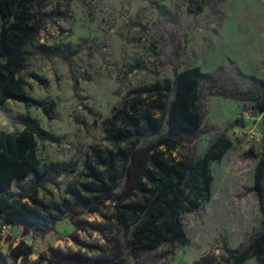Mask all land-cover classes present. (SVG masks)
I'll return each instance as SVG.
<instances>
[{
  "label": "rangeland",
  "instance_id": "1",
  "mask_svg": "<svg viewBox=\"0 0 264 264\" xmlns=\"http://www.w3.org/2000/svg\"><path fill=\"white\" fill-rule=\"evenodd\" d=\"M189 1L42 0L44 11L58 8L64 16L46 20L33 45H59L77 53L70 63L27 55L18 75L24 91L54 102L55 109L48 119L39 108L6 101L0 106V130L20 131L23 119L30 116L57 137L55 142L37 141L39 164L69 163L72 171L41 189L45 202H60L68 186L79 187L84 163L91 161L94 149H111L102 121L122 105L129 91L171 80L175 66L199 67L205 78L219 79L230 88L264 85V0H204L198 14L187 11ZM199 106L209 131L191 144L178 145L173 156L194 154L200 159L220 136L232 146L222 159L210 163L209 201L183 215L187 244L131 253L106 202L99 213L67 216L44 236L17 226L0 232L3 255L8 257L18 245L32 251L14 263L8 259V264H48L43 258L51 250L113 264H193L202 256L219 258L227 248L246 245L263 220L254 191V170L264 150L262 114L251 103L213 96L203 98ZM243 114L250 119L244 122ZM248 128L256 129L260 142H247Z\"/></svg>",
  "mask_w": 264,
  "mask_h": 264
},
{
  "label": "trees",
  "instance_id": "2",
  "mask_svg": "<svg viewBox=\"0 0 264 264\" xmlns=\"http://www.w3.org/2000/svg\"><path fill=\"white\" fill-rule=\"evenodd\" d=\"M41 2L0 0V106L13 100L27 109L39 108L51 119L55 103L28 95L18 75L25 69L27 55L57 57L70 63L77 51L59 45H33L46 20L64 16L58 8L44 11ZM204 6V0H190L187 11L198 14ZM73 80L76 89V77ZM206 96L251 103L262 114L264 126V85L230 88L219 79L205 78L199 67L179 70L175 66L171 80L129 91L122 105L102 121L104 140L111 149L92 151L91 161L84 163V181L79 187L68 186L60 202H45L40 191L72 171L70 164L41 166L36 156L38 140L55 142L57 137L30 116L23 119L20 131L0 130V219L11 227H22L25 233L44 236L67 216L78 211L99 213L109 202L110 218L131 253L156 251L165 244H187L183 215L209 201L210 163L222 159L232 146L228 138L220 136L200 159L194 154L173 156L178 145L191 144L209 131L199 106ZM149 137L154 139L142 144ZM254 191L263 217L261 228L246 245L227 248L219 258L202 256L193 264H244L250 258L264 264V150L254 170ZM31 252L30 247L18 245L8 257L0 253V264H8V259L14 263ZM43 261L113 264L57 250H51Z\"/></svg>",
  "mask_w": 264,
  "mask_h": 264
},
{
  "label": "built area",
  "instance_id": "3",
  "mask_svg": "<svg viewBox=\"0 0 264 264\" xmlns=\"http://www.w3.org/2000/svg\"><path fill=\"white\" fill-rule=\"evenodd\" d=\"M242 119L244 120V122L249 118V116L247 114H243ZM244 132V131H243ZM241 133V132H240ZM246 134V139L247 142L249 144H255L261 141V136L259 134H257L256 129L255 128H248L245 131ZM11 228V226L5 224L2 219H0V232H6Z\"/></svg>",
  "mask_w": 264,
  "mask_h": 264
},
{
  "label": "crops",
  "instance_id": "4",
  "mask_svg": "<svg viewBox=\"0 0 264 264\" xmlns=\"http://www.w3.org/2000/svg\"><path fill=\"white\" fill-rule=\"evenodd\" d=\"M244 264H257V261L254 258H250Z\"/></svg>",
  "mask_w": 264,
  "mask_h": 264
}]
</instances>
